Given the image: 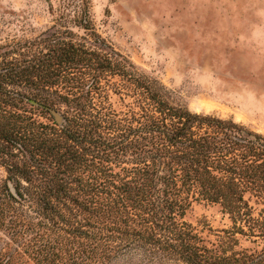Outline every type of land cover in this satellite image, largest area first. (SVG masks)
I'll use <instances>...</instances> for the list:
<instances>
[{
  "label": "trees",
  "instance_id": "obj_1",
  "mask_svg": "<svg viewBox=\"0 0 264 264\" xmlns=\"http://www.w3.org/2000/svg\"><path fill=\"white\" fill-rule=\"evenodd\" d=\"M79 22L94 30L88 10ZM95 41L102 49L105 41ZM99 49L64 38L32 58L22 53L0 61V163L8 172L1 224L16 240L34 234L26 244L36 264H58L56 257L59 264H107L141 247L187 264H264V251L214 254L179 219L184 190L194 184L233 213L243 207L245 185L264 190V136L232 120L176 109L172 130L154 121L167 141L154 144L153 159L115 172L106 158L117 147L106 145L102 131L114 119L94 112L93 93L105 72L125 67ZM205 124L223 138L202 133ZM54 234L56 242L45 240ZM19 254L3 264H31Z\"/></svg>",
  "mask_w": 264,
  "mask_h": 264
},
{
  "label": "rangeland",
  "instance_id": "obj_2",
  "mask_svg": "<svg viewBox=\"0 0 264 264\" xmlns=\"http://www.w3.org/2000/svg\"><path fill=\"white\" fill-rule=\"evenodd\" d=\"M85 10L94 30L79 25ZM64 38L92 49L102 39L99 50L125 67L105 72L93 93L94 112L114 119L102 131L106 145L117 147L106 158L115 172L124 175V169L153 159L150 150L166 138L154 130V121L172 130L176 109L232 120L246 133L264 136V0H0V61L22 53L32 58ZM205 130L223 138L216 127L205 124ZM7 177L0 163V207ZM200 191L199 184L185 188L186 210L179 219L201 245L218 255L264 251V190L245 185L240 213ZM30 239L34 234L16 240L0 220V264L18 252L36 264ZM60 253L69 258L66 250ZM107 264L187 263L141 247Z\"/></svg>",
  "mask_w": 264,
  "mask_h": 264
},
{
  "label": "water",
  "instance_id": "obj_3",
  "mask_svg": "<svg viewBox=\"0 0 264 264\" xmlns=\"http://www.w3.org/2000/svg\"><path fill=\"white\" fill-rule=\"evenodd\" d=\"M53 113H54V115H55L57 121H58L59 123H62L63 120H64L63 116H62L57 110H53Z\"/></svg>",
  "mask_w": 264,
  "mask_h": 264
}]
</instances>
